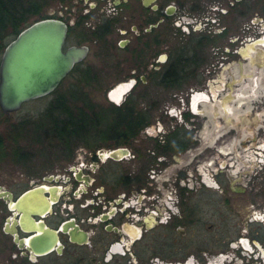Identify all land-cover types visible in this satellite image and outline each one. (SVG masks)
I'll return each mask as SVG.
<instances>
[{"label": "flooded vegetation", "instance_id": "flooded-vegetation-1", "mask_svg": "<svg viewBox=\"0 0 264 264\" xmlns=\"http://www.w3.org/2000/svg\"><path fill=\"white\" fill-rule=\"evenodd\" d=\"M250 9L263 13L264 0H52L43 8L45 16L57 17L66 25L62 49L70 45L85 47L82 58L72 64L54 88L69 75L75 80L74 71L82 74V89L107 87L101 81L105 75L111 71L120 75L125 68L120 59H107L116 50H122L128 70L123 74L125 80L119 81H130L131 87L123 92L118 104L105 93L107 104L98 105L87 93L91 107L82 104V109L92 114L94 122L98 115L118 120L125 111L131 119L144 122L137 129H120L121 124L119 129H82L67 136L70 138L65 146L57 144L61 140H54L52 154L66 160L51 170L41 171L43 163L31 160L34 149L25 147L27 141L23 137L16 138L18 146L25 147L20 152L24 156L4 155L0 159L24 167L28 175L23 180H0V264H217L208 257L210 249L197 242L195 230L200 224L201 208L207 204L215 206L216 191L232 208L233 190L245 194L249 189L254 195L259 189L254 188L252 179L246 180V186L240 182L234 186L230 177L222 185L216 171L208 178V174L201 175L194 162L201 157L209 160L210 151L205 148L212 146L216 114L220 113L224 123L232 122L233 116L238 124L249 125L258 119L257 113L248 119L244 112L254 101L252 96L263 89L264 82H244L243 96L236 93L219 98L218 103L202 105V101L215 98L222 76L218 73L216 78L210 77L204 84L205 91L186 94L175 113L164 111L182 127L172 129H162L156 122L153 129H143L158 102L148 98L147 93L152 85L178 86L202 70L214 75L221 65V70L227 69L232 63L228 57L231 54L246 59V64L238 59L236 75L227 71L230 81L222 84L230 87L240 78H249L251 65H264L252 60L248 53L255 49L254 44L264 51V19L256 13L250 18ZM254 24L262 26L261 33L249 37V28ZM170 28L186 39L179 38L180 43L173 49L168 48ZM91 46L101 62L98 69L85 61ZM206 50L214 57L213 63L207 61L209 69L205 65ZM171 54L177 56V69L169 67ZM161 56L166 59L161 61ZM169 73L176 77L175 81H163ZM259 103L263 106L264 100L256 102ZM106 107L115 111L104 115ZM192 115H201L206 121L200 133L194 126L182 125ZM155 121L160 122V117ZM250 134V139H254V132ZM201 137L205 142L202 148ZM244 137L251 141L248 135ZM242 139L238 142L243 143ZM76 140L84 147L77 149L73 145ZM4 142L8 143L1 141ZM255 147L264 152V148ZM233 149L234 143L230 141L219 152L231 153ZM182 152L192 153L194 175L178 168L175 176L169 177L165 171L169 160L178 161L176 155ZM251 152L254 160L246 157L240 161L264 163L261 153ZM224 164L228 163L219 166ZM238 179L236 176L235 180ZM229 189L231 193L225 194ZM202 190L213 193L201 199ZM236 212L241 215L240 226L220 252L222 258L228 256L224 262L264 264V219L254 218L264 216L263 198L248 199ZM191 236L192 242H196L192 246L194 252L184 251ZM38 239L42 243H37ZM41 248L46 250L38 252Z\"/></svg>", "mask_w": 264, "mask_h": 264}, {"label": "rangeland", "instance_id": "rangeland-1", "mask_svg": "<svg viewBox=\"0 0 264 264\" xmlns=\"http://www.w3.org/2000/svg\"><path fill=\"white\" fill-rule=\"evenodd\" d=\"M205 1V0H202ZM254 10V11H253ZM250 14H248L251 17L253 16L254 13L259 14L260 18L264 19V12L261 13L258 9H251L249 10ZM262 16H261V15ZM246 15V16H248ZM261 28L262 26H258L257 24L251 25L248 31V36L249 37H254L257 36L258 34L261 33ZM170 28L169 31V42H168V48L173 49L175 44L180 43L181 40H186L183 37H180L178 34L173 32ZM180 38V39H179ZM9 38H6L8 40ZM237 43V41H235ZM255 49L249 50V55L252 60L257 61V62H264V51L262 48H260L257 45H253ZM207 49V48H205ZM257 50H261L262 52H259ZM95 51V48L91 46V49H89L85 61L91 63V65L94 66L95 69H98L100 66V59L95 57L93 54ZM207 51V59H206V68H210L209 63H213L214 57L208 53ZM228 57H231L232 63L231 66L228 67L227 69H222L220 66V69L216 72V74H212L210 71L209 72H198V74H195V76L192 75V77H189L185 79L183 82H181L178 86H171V87H163L161 88L160 86H155L152 85L150 89L148 90L147 97H153V99H157V104L151 111V115L149 117L148 123H146V126L143 127V129H153L154 125L157 123L158 127L161 126L160 128L162 129H172L174 127L177 128H182L179 125L178 121L170 117L168 113L164 112L166 109L171 112L175 113L177 111V108L180 107L181 101L185 99L186 94L191 93L195 90H206V85L205 82H208L211 80L210 77L216 78L219 74H221V81L219 86L216 89V96L214 99L211 100H205L202 101V105L206 104H212V103H218L219 98L222 97H227L232 94L236 95V93L241 96H243L245 93L243 89V83L248 82V84L252 83L253 85L255 82H264V65L262 67H258L256 65H251L252 67V73L249 78H240L237 84L230 85V87H227L225 84L230 81L227 71L231 70V73L233 75H236V62L239 59L244 65L246 64V59H242L238 55L231 54ZM115 59H120L124 64L125 68L124 70L120 73V75L117 72H110L109 75H105V77L101 80L104 82V84H107V87L105 88H96V89H85L95 103L98 105H106L107 104V99L105 93L107 92L108 89L114 87L117 83H120V81L125 80L123 77V74L127 73L128 70V63H126V56L125 52L122 50H116L113 56L108 57L107 61H112ZM230 60V61H231ZM207 61H210L207 63ZM127 66H126V65ZM106 67V65H102ZM122 68V65H120ZM100 70V69H99ZM120 80V81H119ZM73 81V75H69L65 77L62 82L57 86L56 88L52 89L50 92L35 97L28 99L20 104V106L13 111H9L7 113H4L0 110V129H2L5 124H7L8 121H13L16 119H21V118H26V117H35L40 110L43 109V107L47 104L51 96L56 93L57 91H62L65 90V86L69 84L70 82ZM225 83V84H222ZM264 84V83H263ZM248 89H250V86L248 85ZM135 90L134 92H136ZM139 91V90H138ZM251 91V90H249ZM248 91V92H249ZM258 95L252 96L254 101H251L248 105V109L246 110L247 113L244 114V117L253 118V113L255 112L256 115H258V119L254 123H250L249 125L242 123L238 124L237 123V118L236 116H233L234 118L232 119V122L224 123L222 116L219 114H216L215 117L213 118L212 122V142H211V149L205 148V151H210V155L207 157L209 158L205 160V158H200L199 161H195L196 163V168L199 170L201 175H207L208 178H211L214 176L213 171H216L215 176L220 180L222 185L227 184L228 179L231 177L233 179V185H240L237 182H240L242 184H245L246 186V180L249 179V181L252 179V182L254 184V188L259 189L258 192L254 195L249 192V189L245 194L243 193H236V191H232V208L229 207L228 204H225L222 201V195L216 191L215 192V206H204L201 208V217H200V224L196 227L198 235V243L200 247H206L207 250L210 249L209 251L211 252L208 257L211 258V260H216L217 264H226L224 262V259H228L227 257L222 258V254H220L223 249H225V241L229 237H233L237 233V229H239L240 223L239 219L240 216L239 213H237V209H239L240 206H242L245 201H248V199L252 197H256L257 199H262L264 200V163H258V165H253L251 163H242L240 160L244 159L246 157H253V153L251 151H255L257 153H261L263 155L264 159V152L259 151L260 149L256 148L255 146L258 145L261 148H264V136L262 135L264 132V105L261 106L257 105L256 102L260 100H264V85L263 89L257 92ZM190 95V94H189ZM263 98V99H262ZM256 99V102H255ZM6 114L7 117L4 118L3 115ZM160 117V122L155 121L157 118ZM189 119L191 120H183L184 125L187 128H190L191 126L196 132L200 133V130L204 123L206 122L204 118L201 117V115L197 116H191ZM6 120V121H3ZM159 121V120H158ZM177 121V122H176ZM156 122V123H155ZM198 122V123H197ZM200 124V125H199ZM184 127V128H185ZM238 127V128H237ZM251 131L254 132V139H250V133ZM196 134V133H195ZM142 136V133H140ZM244 135H248L249 140L244 137ZM243 137V143H239L238 139ZM27 139L28 137L25 135L24 137ZM204 140L201 137V142H200V148H202ZM253 140V141H252ZM230 141H233L234 143V149L231 153H224V151L221 150L220 148L225 147ZM22 142V140L20 141ZM73 145H77L75 147H84L80 144L79 140H76ZM254 145V146H253ZM34 145H32L33 147ZM247 146V147H246ZM246 147V148H245ZM259 147V148H260ZM202 153L204 152V149H200ZM34 152L31 154V160L32 162H35L37 164H42L41 166V171L45 170H51L53 168H56L59 166L60 162H65L66 159H58L59 157L53 155V149L51 146H43L39 147V149H34ZM39 151V152H38ZM192 153L195 150H191ZM53 153V154H52ZM191 152H182L176 155V158L178 161H172L169 160L168 165L166 167V172L169 177L175 176V172L178 168H185V171L187 174H190L191 176L194 175V169H193V157H192V162H190ZM248 153V155H247ZM50 154H52L50 158ZM255 154V153H254ZM250 158V159H251ZM255 159V158H254ZM253 159V160H254ZM60 160V161H59ZM0 180L2 181H12V180H23V178H26L28 175L24 169V167L20 166H14L9 162V160H3L0 159ZM5 161V162H4ZM8 161V162H7ZM208 162L209 165H208ZM222 162V163H221ZM221 163V164H220ZM223 163H228L222 165ZM251 164L250 167H248ZM245 169V171H243ZM164 171V172H165ZM239 171H242L240 174ZM189 176V177H191ZM239 177L238 181L235 180V177ZM228 192L231 193V190H227L225 194ZM213 192L209 190H202L200 193L201 199H203V195H210ZM210 197V196H209ZM211 197L207 200L208 202L210 201ZM207 202V203H208ZM237 205H240L237 207ZM259 210V208H257ZM208 223H211L212 225L208 227ZM193 236L195 233H192ZM216 238V239H215ZM187 240V239H186ZM190 243L185 244V248L183 249L184 251H192L194 252V249L192 246L196 242H192V236L190 237ZM215 242V244H214ZM191 247V248H187ZM230 253V252H229ZM230 255V254H229Z\"/></svg>", "mask_w": 264, "mask_h": 264}, {"label": "trees", "instance_id": "trees-1", "mask_svg": "<svg viewBox=\"0 0 264 264\" xmlns=\"http://www.w3.org/2000/svg\"><path fill=\"white\" fill-rule=\"evenodd\" d=\"M52 0H0V52L7 41L23 25L33 18L45 16L42 11ZM187 50V49H186ZM177 56L169 55V67L178 68L179 62ZM75 72V80L65 86V90L54 93L42 110L35 117H26L8 121L0 131V156L9 155L11 157L24 156L20 153L25 147L39 149L43 146H51L54 140L58 145H67L70 134L82 129H137L144 119L130 118L129 113L125 111L118 117L107 118L99 116L96 122L92 114L84 112L82 104L91 107L88 100L87 91L81 88L82 74ZM84 74V73H83ZM163 81H175L176 77L168 74L164 76ZM84 81V80H83ZM111 108V109H108ZM115 111L113 107L103 109L104 115ZM97 113V112H96ZM6 121V120H3ZM143 121V122H142ZM25 135L28 137L25 139ZM79 137V135H75ZM23 137L27 143L25 147L16 143V138ZM72 137V136H71ZM7 140L8 143H1ZM24 145V144H23ZM32 145H34L32 147ZM6 148V151L4 149ZM18 149V150H17ZM39 152V151H38Z\"/></svg>", "mask_w": 264, "mask_h": 264}, {"label": "water", "instance_id": "water-1", "mask_svg": "<svg viewBox=\"0 0 264 264\" xmlns=\"http://www.w3.org/2000/svg\"><path fill=\"white\" fill-rule=\"evenodd\" d=\"M65 29L61 19L40 16L28 21L5 42L0 52L2 112L16 110L22 102L50 92L72 64L82 58L84 46L61 48ZM112 88L107 90V97Z\"/></svg>", "mask_w": 264, "mask_h": 264}, {"label": "bare ground", "instance_id": "bare-ground-1", "mask_svg": "<svg viewBox=\"0 0 264 264\" xmlns=\"http://www.w3.org/2000/svg\"><path fill=\"white\" fill-rule=\"evenodd\" d=\"M130 85V81L125 83L116 84L112 90L109 92V97L116 100L119 99L122 95V92Z\"/></svg>", "mask_w": 264, "mask_h": 264}, {"label": "snow or ice", "instance_id": "snow-or-ice-1", "mask_svg": "<svg viewBox=\"0 0 264 264\" xmlns=\"http://www.w3.org/2000/svg\"><path fill=\"white\" fill-rule=\"evenodd\" d=\"M165 59H166V58H165L164 56H161V57H160V60H161V61H163V60H165ZM129 87H131V85H129ZM119 102H120L119 99H116V100H115V103L118 104ZM233 247H235V245H233Z\"/></svg>", "mask_w": 264, "mask_h": 264}, {"label": "clouds", "instance_id": "clouds-1", "mask_svg": "<svg viewBox=\"0 0 264 264\" xmlns=\"http://www.w3.org/2000/svg\"><path fill=\"white\" fill-rule=\"evenodd\" d=\"M254 218H256V219H264V216H259V215H257L256 217H254ZM188 264H192V262L191 261H189L188 262Z\"/></svg>", "mask_w": 264, "mask_h": 264}]
</instances>
